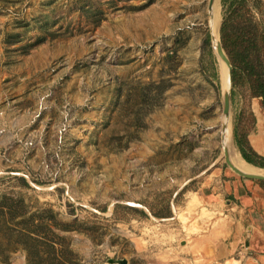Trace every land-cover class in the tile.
Returning <instances> with one entry per match:
<instances>
[{"label": "rangeland", "instance_id": "obj_1", "mask_svg": "<svg viewBox=\"0 0 264 264\" xmlns=\"http://www.w3.org/2000/svg\"><path fill=\"white\" fill-rule=\"evenodd\" d=\"M221 1L218 41L232 13L264 71V0ZM208 7L0 0V264H255L223 247L264 181L225 162ZM226 136L239 156L244 139L264 144V104L242 76Z\"/></svg>", "mask_w": 264, "mask_h": 264}, {"label": "trees", "instance_id": "obj_2", "mask_svg": "<svg viewBox=\"0 0 264 264\" xmlns=\"http://www.w3.org/2000/svg\"><path fill=\"white\" fill-rule=\"evenodd\" d=\"M227 0H222L225 5ZM232 13L229 17H223L220 28V40L223 49L227 50L230 63L232 65L233 81L236 78L244 77L251 89L252 95L262 99L264 104V71L259 70L261 56L253 50L255 49V30L247 31L240 22L232 23ZM231 22V23H230ZM229 49V50H228ZM264 67V64H263ZM237 137V136H236ZM241 158L249 165L259 169H264V157L259 156L244 139L239 144Z\"/></svg>", "mask_w": 264, "mask_h": 264}, {"label": "crops", "instance_id": "obj_3", "mask_svg": "<svg viewBox=\"0 0 264 264\" xmlns=\"http://www.w3.org/2000/svg\"><path fill=\"white\" fill-rule=\"evenodd\" d=\"M263 152L264 147L262 149V153ZM262 153L257 154L262 156L260 155ZM246 199L241 197L239 200V212L243 213L241 214L242 216H240L239 220H237L236 217H232L231 215L228 217L232 226L229 225L228 229L223 231V237H225V239H229L228 244L223 245V247L225 250H227V252L230 253V255L235 253L237 248H239L238 254L245 255V257L247 256L246 251L249 250L250 254H253V257L249 258H251L255 264H264V197L255 199L257 202L256 206H253L254 204L252 202L251 206H253V210L256 209V212H253L254 215L252 216L247 215L248 203L245 201ZM244 213L246 217L244 222L248 223L246 226H244L243 222ZM231 217L235 218L234 223ZM221 233L222 232L220 231L215 232L214 238L219 239ZM231 261H234L235 263L244 262L247 264L248 260H226L224 263Z\"/></svg>", "mask_w": 264, "mask_h": 264}, {"label": "bare ground", "instance_id": "obj_4", "mask_svg": "<svg viewBox=\"0 0 264 264\" xmlns=\"http://www.w3.org/2000/svg\"><path fill=\"white\" fill-rule=\"evenodd\" d=\"M208 19H209V24H210V31L212 32V37H213V44L214 48L216 46V43L218 42V27H219V7H218V0H214L213 3L208 7ZM212 28V30H211ZM221 61V60H220ZM221 63L224 65V63L221 61ZM225 66V65H224ZM226 66L223 67L221 66V88L223 92H226L229 88V82H228V72ZM227 130L223 131L222 130V137H223V147L224 149H228V154H229V159L231 156V162L232 164L241 170L242 172L248 173V174H253V175H264V172L260 170L259 168H256L252 165L247 164L239 154H237L234 150L231 149L230 151V140L229 137L226 136ZM264 147V144L262 145ZM258 148L257 153H262V149Z\"/></svg>", "mask_w": 264, "mask_h": 264}, {"label": "water", "instance_id": "obj_5", "mask_svg": "<svg viewBox=\"0 0 264 264\" xmlns=\"http://www.w3.org/2000/svg\"><path fill=\"white\" fill-rule=\"evenodd\" d=\"M214 0H209V6L213 3ZM215 51L216 55L219 60H221L224 65L227 68L228 72V82H229V88L226 92L223 93V116L225 120V124L222 128L223 131L227 130V124L229 120V108H230V89H231V82H232V66L231 63L226 56L225 52L223 51V48L221 46V43L218 41L215 46ZM228 149L224 150V157H225V162L227 166L238 176L248 179V180H257V181H264V175H253V174H248L245 172H242L238 168H236L231 160L229 159V154H228Z\"/></svg>", "mask_w": 264, "mask_h": 264}]
</instances>
